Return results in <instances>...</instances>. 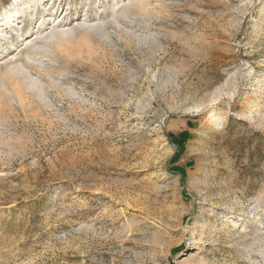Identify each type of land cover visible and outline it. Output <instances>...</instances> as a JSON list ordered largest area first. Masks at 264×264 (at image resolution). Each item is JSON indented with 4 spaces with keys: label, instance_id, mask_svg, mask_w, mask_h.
<instances>
[{
    "label": "rangeland",
    "instance_id": "obj_1",
    "mask_svg": "<svg viewBox=\"0 0 264 264\" xmlns=\"http://www.w3.org/2000/svg\"><path fill=\"white\" fill-rule=\"evenodd\" d=\"M47 1L0 0V264H264V0Z\"/></svg>",
    "mask_w": 264,
    "mask_h": 264
},
{
    "label": "bare ground",
    "instance_id": "obj_2",
    "mask_svg": "<svg viewBox=\"0 0 264 264\" xmlns=\"http://www.w3.org/2000/svg\"><path fill=\"white\" fill-rule=\"evenodd\" d=\"M142 4H143V1L141 2ZM145 3V2H144ZM11 15V14H10ZM9 17V16H8ZM0 27H1V25H0ZM68 31H63V32H61V33H59V35H53V37L51 38V39H53V40H55V42L56 41H58L59 43L61 42V43H64V41L65 40H67L70 36H69V33H67ZM4 36H6V34L4 35ZM53 40H52V42H53ZM50 42V41H49ZM50 44V43H49ZM49 48V47H48ZM31 59V58H30ZM19 70H21V69H18V67H15L13 70H11V77H13V78H15L16 79V77H18V74H20L21 72L19 71ZM22 74V73H21ZM20 74V75H21ZM23 76V75H22ZM8 78V77H7ZM25 78V77H24ZM27 78V77H26ZM22 79V78H21ZM16 90L17 89H20V85H19V82L16 80ZM23 83L25 84V86L26 87H29V88H33L32 86H35V85H37V83L36 84H32L31 82L29 83V81H26V79H24L23 80ZM35 83V82H34ZM5 85V84H4ZM3 85V86H4ZM18 95H20V91L18 90V91H15ZM21 100V99H20Z\"/></svg>",
    "mask_w": 264,
    "mask_h": 264
}]
</instances>
